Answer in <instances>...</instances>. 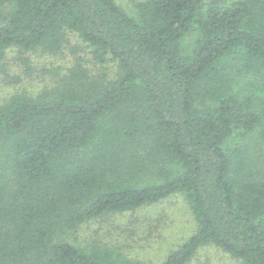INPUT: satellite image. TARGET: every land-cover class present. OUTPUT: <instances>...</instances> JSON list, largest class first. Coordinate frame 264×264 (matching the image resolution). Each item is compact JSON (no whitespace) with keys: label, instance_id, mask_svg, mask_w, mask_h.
Returning a JSON list of instances; mask_svg holds the SVG:
<instances>
[{"label":"trees","instance_id":"trees-1","mask_svg":"<svg viewBox=\"0 0 264 264\" xmlns=\"http://www.w3.org/2000/svg\"><path fill=\"white\" fill-rule=\"evenodd\" d=\"M0 12L13 83L0 97V264H141L70 236L173 194L197 225L160 264L210 244L264 264V0H0ZM39 52L72 58L51 60L38 91L20 87L9 60L28 72Z\"/></svg>","mask_w":264,"mask_h":264},{"label":"rangeland","instance_id":"rangeland-1","mask_svg":"<svg viewBox=\"0 0 264 264\" xmlns=\"http://www.w3.org/2000/svg\"><path fill=\"white\" fill-rule=\"evenodd\" d=\"M127 8L134 6V0H118ZM5 13L0 12V23ZM12 54V53H11ZM67 57V58H66ZM51 57L46 53H34L31 57L33 68L25 71V66L14 59L9 60L11 71L22 75L20 87L33 90L43 88L52 72L51 60L56 63H68L71 56ZM58 66V64H55ZM11 82L0 73V97L9 90ZM11 88V87H10ZM258 149L255 163L264 166V153ZM258 155V158H257ZM196 219L183 194H173L158 203L144 206L136 211L113 216H104L90 221L70 238L79 241L97 242L98 245L108 243L119 248L125 257L141 264H160L168 253L178 248L196 230ZM105 246V245H104ZM188 264H241L215 245L202 247Z\"/></svg>","mask_w":264,"mask_h":264}]
</instances>
